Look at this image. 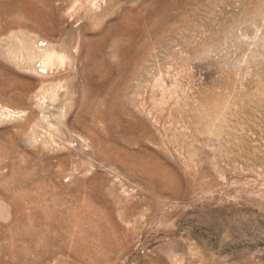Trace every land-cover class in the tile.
Masks as SVG:
<instances>
[{"label":"rangeland","instance_id":"obj_1","mask_svg":"<svg viewBox=\"0 0 264 264\" xmlns=\"http://www.w3.org/2000/svg\"><path fill=\"white\" fill-rule=\"evenodd\" d=\"M0 264H264V0H0Z\"/></svg>","mask_w":264,"mask_h":264}]
</instances>
